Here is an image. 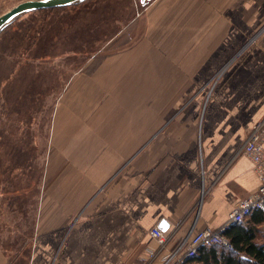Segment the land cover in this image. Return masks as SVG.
<instances>
[{"label": "crops", "instance_id": "obj_1", "mask_svg": "<svg viewBox=\"0 0 264 264\" xmlns=\"http://www.w3.org/2000/svg\"><path fill=\"white\" fill-rule=\"evenodd\" d=\"M125 19L123 47L70 77L41 136L8 139L2 162L32 163L0 264H143L152 228L170 246L218 231L258 190L242 150L264 119V0H150Z\"/></svg>", "mask_w": 264, "mask_h": 264}, {"label": "rangeland", "instance_id": "obj_2", "mask_svg": "<svg viewBox=\"0 0 264 264\" xmlns=\"http://www.w3.org/2000/svg\"><path fill=\"white\" fill-rule=\"evenodd\" d=\"M25 1L29 0H0V15ZM140 9V0H89L25 14L0 34V201L5 205L1 206L0 224L9 218V198L15 201L17 188L23 201L20 183L23 175H30L27 166L32 163L23 160L19 169L13 164L10 168L6 160L14 148L8 150V139L41 136L39 123L47 128L57 97L70 77L92 72L104 57L120 50L126 38L125 33L119 36L125 16ZM37 172L40 176L41 171L34 170L32 180ZM25 240L22 236L17 248H24ZM2 243L10 249L8 238Z\"/></svg>", "mask_w": 264, "mask_h": 264}, {"label": "built area", "instance_id": "obj_3", "mask_svg": "<svg viewBox=\"0 0 264 264\" xmlns=\"http://www.w3.org/2000/svg\"><path fill=\"white\" fill-rule=\"evenodd\" d=\"M242 151L253 164L259 180L258 190L235 205L226 224L218 231L207 229L196 232L179 244L170 246L171 237L158 226L152 228L150 236L157 243V247L146 250L143 264H190V260L202 248L221 246L233 250L223 233L230 227L246 221L255 211L264 213V119L253 128Z\"/></svg>", "mask_w": 264, "mask_h": 264}, {"label": "trees", "instance_id": "obj_4", "mask_svg": "<svg viewBox=\"0 0 264 264\" xmlns=\"http://www.w3.org/2000/svg\"><path fill=\"white\" fill-rule=\"evenodd\" d=\"M263 223V212L255 211L249 219L230 227L223 233L233 246V250L221 246L202 248L189 263L264 264V243L258 242L259 227Z\"/></svg>", "mask_w": 264, "mask_h": 264}, {"label": "water", "instance_id": "obj_5", "mask_svg": "<svg viewBox=\"0 0 264 264\" xmlns=\"http://www.w3.org/2000/svg\"><path fill=\"white\" fill-rule=\"evenodd\" d=\"M89 0H29L18 4L4 14L0 15V34L19 17L41 10L71 7ZM150 0H141L145 5ZM162 231H167L168 225L163 222L160 225Z\"/></svg>", "mask_w": 264, "mask_h": 264}]
</instances>
